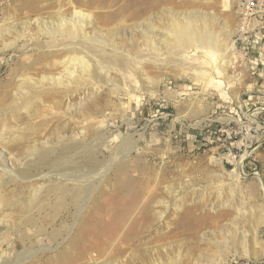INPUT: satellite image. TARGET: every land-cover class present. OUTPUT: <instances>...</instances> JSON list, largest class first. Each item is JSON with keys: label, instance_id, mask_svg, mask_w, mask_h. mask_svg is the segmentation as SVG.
<instances>
[{"label": "rangeland", "instance_id": "374dc122", "mask_svg": "<svg viewBox=\"0 0 264 264\" xmlns=\"http://www.w3.org/2000/svg\"><path fill=\"white\" fill-rule=\"evenodd\" d=\"M231 1L223 12L221 0H0V264L109 262L79 260L94 231L75 224V209L85 204L81 216L92 225L116 223L126 219L129 190L119 191L111 173L90 186L64 174L96 173L128 139L137 141L129 162L147 165L135 180L147 193L134 206L130 239L120 250L123 236L110 244L115 264H264V223L255 241L240 237L264 208V0L250 20ZM188 16L209 20L222 43L230 36L234 58L200 48L175 56L167 32ZM157 51L180 69L141 60ZM241 159L245 177L235 181ZM234 186L247 208L218 219L219 198L232 199ZM169 187L176 193L160 194L163 218H152L153 202L145 221L149 193ZM183 198L189 203L174 213ZM198 200L207 207L193 217L215 223L196 228L182 217Z\"/></svg>", "mask_w": 264, "mask_h": 264}, {"label": "bare ground", "instance_id": "6f19581e", "mask_svg": "<svg viewBox=\"0 0 264 264\" xmlns=\"http://www.w3.org/2000/svg\"><path fill=\"white\" fill-rule=\"evenodd\" d=\"M236 1H238V0H236ZM231 3H232L231 0H221V6L223 9V12L229 11ZM75 14L80 15V13H78V12H76ZM171 26H172L171 32L170 33L167 32L168 35L166 36V38H167V40L173 41L175 43V46H176L175 48H177V50H179V52H176L177 50H172L174 52L175 56L180 55V52H182L181 51L182 49L200 48V49H211V50H216V51H222V52H224V54L227 52H230L232 54V57L234 58L233 55L235 54V47H234V43L230 39V36L228 38L229 41L227 40L228 42L226 41V43H222L218 34L211 27L210 21L207 20L206 18L201 19V18H198L195 16H188L182 20L174 21ZM65 30L63 28L61 31L64 32ZM167 40H165V41H167ZM162 54H160V51H157V53L155 54L156 57L155 56L153 57L152 52H150V53L145 54L143 57H141V60L148 61L150 63L157 62L159 65L160 64H170L173 68L180 69L179 62H177L176 60L172 61L169 58L171 56L167 55L168 53L164 54V55H162ZM158 56H160V57H158ZM76 61L78 63H80L84 69H88L90 67V61L85 59L84 57L76 58ZM226 65H228V64L226 63ZM215 70H216V68H215ZM70 74H71L70 75V80H71V76H72V78H74L75 71L71 72ZM86 75L87 76L91 75V73L87 72ZM81 77L82 76H78L76 78V81L81 79ZM210 77H208V79H210ZM211 80H214V79H210V81ZM61 93L64 94V92H61ZM78 105L80 106L81 103L79 102ZM101 141H103V140H101ZM136 149H137V141L136 140L133 141V140L128 139L127 141H125L121 145H119L112 152L111 159H109L107 162L105 161V163H101L98 165L100 167L97 168L96 173L93 172V173H90L88 175L81 173V174H77L76 177H74L75 175L73 176V174H68V175L64 174L66 176L65 178H66L67 182H72L73 184H79V185H82L85 182H87L90 186V185H92V182L94 179L100 178V183H101L105 179V177L108 175V173H111L117 188L120 189L119 191L125 192V191L129 190L130 195H131L130 203L127 204V206L125 208L126 209L125 214L123 215L124 217H126V219H124L122 217V219H120L116 223H115V221H110V222H103L100 224V221H98L97 223L94 222L95 224L92 225V222L89 223V221L88 222L86 221V219H85L86 216H84V215L81 216L82 211L85 209V204H83L82 202L78 203V208L75 209L76 210V216H77V218L75 220V224L77 225V221H78V225H79L80 229L82 227L84 228L86 226V227H92L91 231L92 232L94 231L92 233L94 240H93L91 246L90 247L88 246L87 248H85L84 252H83V250H81L79 255H78V258L80 261L83 259L81 256L84 255V257L86 256V258H87V256H90V260H92V261H94L95 259L97 260L99 257H100V259L102 257H104V258L106 257L107 260L108 261L110 260V261L104 262V263L102 262L103 264H115V262L117 261L116 258L118 256V252L115 251L113 253H110L109 252L110 244L112 242H114V240L117 236H123L117 242L119 244L118 249L120 250V246L122 244L126 243V241H125L126 236H127V241L130 239L129 232H130V228H132V226H133L132 221L134 219L132 218V216H133L134 206L138 202H140V200H141L140 196L141 195L145 196V194L147 193L144 191L141 184H139L137 186L135 185V182H136L135 180H137L138 176L147 170V168L144 167V165H146V164H143V166L141 167V165L136 161L134 163L129 162L131 160L129 158L130 154L132 152L136 151ZM211 161H212V159H211ZM73 163L74 162H72V159L71 160L69 159L66 162V166L68 167L70 165L69 168H72ZM241 164H242V159L238 163L236 173L231 177L233 180L235 179V181L241 180L243 177H245L244 174L242 173V170H241V166H240ZM0 169L7 173L5 166L0 165ZM157 183H159V182H157ZM232 184H233V182H232ZM162 190H164V192L156 191L155 194H153V192L149 193V196H148L146 202L144 203V207H147V208H146L144 214L141 213V216L144 215L143 218L145 221H146L145 214L149 213L150 207L152 206L151 203H153V202L157 204V207L154 208L152 218L157 219V220L158 219L161 220L163 218L165 212H164V208L160 207V206H161V204L165 205V201L160 199V194L165 193L166 195H170L173 197L174 194L176 193L175 192L176 190H174L172 187H169L167 189L164 188ZM216 190L219 191V190H221V188L220 189L217 188ZM85 192H86V195H85L84 200L88 201L89 199H91L95 190H93V189L89 190L88 189ZM131 192H132V194H131ZM228 192H229L228 194H230V195H234V194L236 195L239 192L241 193V190L238 186H234V187L228 188ZM235 195L233 198L231 197L232 199H230L229 196L222 199V200H220V198H219V203H218L217 208L218 209L224 208V212H221L218 214L219 215L218 219L220 217H222L224 215L223 213H226L227 210L232 211V213L236 217H238L237 215L242 216V213H244V210H246L247 206L245 207L246 204L242 203L241 201H238V198H235ZM190 196H191V194H190ZM239 196H240V194H239ZM191 198H190V201H192ZM176 202H178V203H175V205H174V209H173L174 213L175 212L177 213L182 209V207L185 205V204H183V206H182V202L183 203L188 202V198H187V200H185L183 198V199H180L179 201H176ZM198 202H199L198 203L199 205L197 204L198 205L197 207L195 206L197 202L196 203L193 202V203L187 205L186 209L184 210L182 217L187 219L189 222H192V224L195 225L196 228L204 226L206 224V222L208 224L209 223H215L218 219L213 222L212 220L214 217L206 219L204 224H202L204 222V220H202L201 218H205V217H201L200 219L193 217L194 211L207 207L206 202H204L202 200H200V201L198 200ZM158 205H159V208H158ZM214 208L215 207H213V208L211 207L210 209H214ZM217 208H215V209H217ZM155 209H156V211H155ZM96 210L94 211L95 214H97ZM257 212H258L257 217L259 219H262V220L255 222L251 233H247V232L242 231L240 233L241 236L239 235L241 237V240H242L241 242H243L244 244L246 243V239H247L246 237L248 235L251 236L252 240H254V241L256 240V238H257L256 232L258 230V227L264 223V208L263 209L260 208ZM261 212H263V214ZM141 216H140V218H141ZM78 218H80V220H78ZM119 230H123V231H121L122 235H117V231H119ZM231 235H233V234H231ZM236 235H237V233H236ZM236 235H234L233 237H235ZM239 236H238V238H239ZM77 243H76V245H77ZM243 243H241V244H243ZM111 247H113V245H111ZM95 252H96V254H94ZM122 253L123 252L120 251L119 255ZM129 259H131V258L128 257L126 259L125 264L131 263L130 261H128ZM92 261H90V262H92ZM143 264H179V262L173 261L172 259H168V260L164 261L160 258H153L152 262L149 261L148 259L147 260L145 259L143 261Z\"/></svg>", "mask_w": 264, "mask_h": 264}, {"label": "built area", "instance_id": "2783aa9c", "mask_svg": "<svg viewBox=\"0 0 264 264\" xmlns=\"http://www.w3.org/2000/svg\"><path fill=\"white\" fill-rule=\"evenodd\" d=\"M260 0H238L237 4L240 10L242 20H250L256 13L258 2Z\"/></svg>", "mask_w": 264, "mask_h": 264}]
</instances>
